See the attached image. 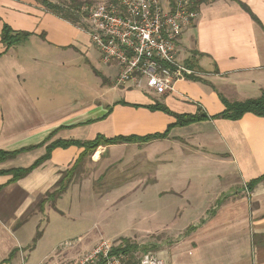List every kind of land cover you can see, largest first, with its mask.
<instances>
[{"label": "crops", "instance_id": "obj_1", "mask_svg": "<svg viewBox=\"0 0 264 264\" xmlns=\"http://www.w3.org/2000/svg\"><path fill=\"white\" fill-rule=\"evenodd\" d=\"M197 13L180 34L177 49L181 44L185 60L199 55L194 71L200 81L178 80L173 91L158 95L145 83L116 85L114 66L101 61L75 24L34 0H0V150L46 141L0 162V170L29 166L54 140L163 132L174 118L152 109L158 104L177 114L201 110L213 116L224 109L219 95L230 102L259 96L264 90V0H207ZM3 23L29 35L8 46L1 41ZM88 64L100 77L101 89L115 91L117 99L88 105L86 72L82 76ZM80 152L77 146L55 148L49 159L13 182L11 175L0 174V264L11 250L18 253L24 246L16 243V233L26 219L16 222L53 189ZM103 153H108L105 161L136 167L138 177L129 182L143 184L136 189L167 183L154 194L175 199V205L186 195L197 205L200 200L184 226L173 228L169 222L147 229L170 232L164 237L169 243L158 251L166 264H264V179L246 188L264 172V117L208 118L173 127L162 139L99 146L92 160H101ZM201 168L210 177L202 188L210 184V190L194 194L201 188Z\"/></svg>", "mask_w": 264, "mask_h": 264}, {"label": "rangeland", "instance_id": "obj_2", "mask_svg": "<svg viewBox=\"0 0 264 264\" xmlns=\"http://www.w3.org/2000/svg\"><path fill=\"white\" fill-rule=\"evenodd\" d=\"M34 1L43 6L38 0ZM50 1L54 3L62 1L66 4L72 2V0ZM86 1L88 0H79L81 6L85 5ZM87 41L85 37L84 43L87 44ZM177 50V60L180 63L185 64L187 61L188 64H198L197 53H192L185 60L183 55L187 52L182 49L181 44L178 45ZM85 72L89 106L94 101L112 102L117 99L115 91L101 89L100 77L96 76L91 64H88L86 71L83 70L82 76ZM101 91L103 97L99 95ZM96 95H98L97 100H93ZM103 154L101 160L93 161L91 155L80 163L65 195L54 203H46L43 210L36 205L16 222L17 226L26 219L16 233L18 237L16 243L24 246L15 257L20 259L22 256L25 264H63L78 259L100 239L109 240L117 246L123 245L122 238L128 239L130 244L137 246L136 250H132L136 254L142 252V247H151L149 250L158 253L160 245L169 243L164 237L170 232L160 230L150 232L147 229H157L166 226L165 224L169 222L170 227L179 228L184 226L191 213L198 209L200 200L197 205L187 195L185 196L187 200L180 199L175 205L173 204L175 199L165 200L162 199L163 196L154 194L157 187L166 188L167 183L153 184L145 190L136 189L143 185L129 183L138 177L134 172L136 167H129L126 163L121 166L116 161H105L108 153ZM208 178L210 177L205 173V169L201 168V188L194 191V194L209 193L207 191L210 190V184L206 189L202 188V184L207 182ZM129 187H134L133 190H136L129 193ZM238 189H240L239 185L235 191ZM165 203L164 208L162 206ZM175 210H178L180 215L177 216ZM36 214L37 217H30ZM38 231L40 237L37 236Z\"/></svg>", "mask_w": 264, "mask_h": 264}, {"label": "built area", "instance_id": "obj_3", "mask_svg": "<svg viewBox=\"0 0 264 264\" xmlns=\"http://www.w3.org/2000/svg\"><path fill=\"white\" fill-rule=\"evenodd\" d=\"M193 5V0H173L171 5L162 0H97L81 6L78 26L101 61L116 69V85L139 88L145 83L162 95L173 91L178 80L197 74L176 59L179 36L198 15ZM113 247L100 239L78 259L63 264H166L152 250L136 254L114 252ZM16 264H25L24 258Z\"/></svg>", "mask_w": 264, "mask_h": 264}, {"label": "trees", "instance_id": "obj_4", "mask_svg": "<svg viewBox=\"0 0 264 264\" xmlns=\"http://www.w3.org/2000/svg\"><path fill=\"white\" fill-rule=\"evenodd\" d=\"M193 1H194L193 9L198 11L199 4L206 2L207 0H193ZM38 2H40L47 10L56 14L60 18L65 19L71 23H75L76 25H81V12H80L81 3L79 2V0H72V2L69 4L63 3L62 1L61 2L57 1V3H54L50 0H38ZM162 2L164 4L168 3L169 5H171L173 3V0H162ZM92 3H94L93 0L86 1V4L88 5H91ZM243 9L248 11L253 17V19H255V16L250 12L247 6L243 5ZM28 35L29 33L27 32L14 31L7 24L5 23L2 24L1 41L8 46L21 42L23 39L27 38ZM185 65L193 70L194 69L197 70V68L193 67V66L196 67V65H194L193 63L188 64L187 61H185ZM189 78L200 81V77L198 76L197 77L191 76ZM219 98L224 105V109L221 112L213 116H208L201 110L195 114H177V113L171 112L170 110L167 109V107L163 106L162 104H158V105L153 106L152 109L160 110L166 114L171 115L174 118V121L168 124L163 132L146 134L142 136H138L134 134L117 135V136H113L110 138H107L101 134H97L94 138L89 139V140H84V141L73 140V139L54 140L48 143L47 145H45L44 154L41 155L39 158H37L29 166L0 170V174L11 175L10 181L13 182L20 178H23L28 173H30L33 169H35L36 167L41 165L44 161L49 159L53 149L67 148L69 146H77L78 148H80L81 152L79 153L74 163L62 173L59 180L55 183L53 189L47 192L45 196L39 200L38 206L40 207V210H43L44 204L47 201L54 203L61 197L63 193L67 191L68 185L70 181L72 180V178L74 177L76 170L79 167L80 163L83 162L87 157L91 156L99 146L120 144V143H144V142H148V141L155 140V139H162V138L167 137L170 129L173 127L184 126V125L197 122V121H202L208 118H224V119H230V120H238L245 113H252L258 117H264V90L261 91L259 96L254 97V98H248L243 101L230 102L227 99H225L222 95H219ZM44 143H46V141H43L41 144L37 146H29V147H25V148L13 150V151L0 150V162L13 158L21 152H25L33 148H36L38 146H41ZM263 179H264V172L259 177L249 180L246 184L247 190H251L257 183H259ZM40 235L41 234L38 231L37 236L40 237ZM35 240L36 239H34V242ZM121 240H122L121 242L123 243V245L114 246L113 247L114 252L124 251V252L131 253L132 250L137 249V246L135 244H130L128 239L122 238ZM149 248L151 247H142L141 250L142 252H145L149 250ZM17 251H18L17 248L11 250V252L2 261L1 264L10 263L11 259L15 256Z\"/></svg>", "mask_w": 264, "mask_h": 264}]
</instances>
